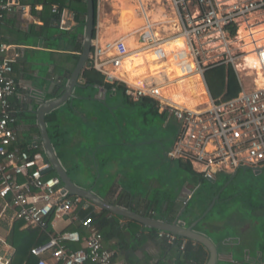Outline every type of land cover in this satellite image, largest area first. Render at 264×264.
<instances>
[{
	"label": "built area",
	"instance_id": "built-area-1",
	"mask_svg": "<svg viewBox=\"0 0 264 264\" xmlns=\"http://www.w3.org/2000/svg\"><path fill=\"white\" fill-rule=\"evenodd\" d=\"M177 16V31L161 37L150 26L138 31V46L130 49L123 37L91 44L89 64L109 83H123L132 100L152 99L167 120L178 125L166 157L191 164L206 179L220 172L231 174L240 169L264 166V0H169ZM29 6L21 0H0V24L11 14L25 13ZM58 12V5L51 7ZM63 10L60 22L63 20ZM241 29L247 34L241 35ZM182 39L186 55L172 45ZM245 38H248L246 40ZM246 45H253L256 64L246 65ZM12 45L0 42V198L4 210L13 209L14 221L46 230L55 221L78 223L88 231L62 230L50 240L31 248L35 264H117L115 252L105 246V237L92 217L80 216L81 210L97 208L85 198L71 195L50 167L42 144L22 145L17 131L18 110L11 98L27 87L12 75L13 63L20 56ZM134 51L145 55L148 68L138 82L111 70L124 71L126 59ZM162 63L163 65H157ZM231 65L240 86L230 99L213 98L204 72L211 66ZM158 66V67H157ZM127 74V73H124ZM198 77L205 100L186 105L164 94L168 86L179 91L187 79ZM246 79L248 82L245 83ZM196 99L199 96H195ZM168 243L175 235L159 232ZM79 243L73 249L70 244ZM180 249L184 244H180ZM15 249L0 238V264H11Z\"/></svg>",
	"mask_w": 264,
	"mask_h": 264
},
{
	"label": "crops",
	"instance_id": "crops-1",
	"mask_svg": "<svg viewBox=\"0 0 264 264\" xmlns=\"http://www.w3.org/2000/svg\"><path fill=\"white\" fill-rule=\"evenodd\" d=\"M21 2L29 6L28 10L25 13L11 14L0 24V42L12 45L8 53L10 56L14 51L20 53L13 63L12 74L16 80L26 85L27 89H19L18 94L11 98V102L18 110L17 131L20 143L32 145L41 143L35 111L44 101L58 97L56 91L61 81L66 79L68 82L82 51L83 33L79 32L80 27L74 15L67 9H63L65 23L60 22V15L59 19L52 18L51 24L42 30L44 24L42 16L46 4L40 0ZM47 12L53 14L51 8L50 10L47 8ZM54 29H59L62 33H54ZM100 39L112 40L102 36ZM51 53H58V57H52ZM56 65L61 67V73L55 71ZM138 76L133 77L131 81L138 82ZM83 84L84 80L80 75L78 86L73 90V95L80 97L78 102L83 104L78 112L76 103L73 107L78 121L82 119V122L77 125V120H73L63 107L59 110L64 126L77 125L73 134H68L67 129L64 131L61 130L62 126L60 127L64 146L59 160L66 170L71 169L74 183L83 189H91L107 202L147 217L182 223L184 227H188L207 209L213 198L201 214L196 212L184 215L197 186L176 160L166 157L171 143L166 147L162 139H156L157 141L146 139L135 143L123 135L116 138L111 136L107 123L103 120L101 124L98 114H88L90 110L88 105L91 100L95 102L103 100L101 103L104 105L99 103L98 106L108 110L109 114L103 113L104 116H108L111 113L115 114V102L110 103L106 100L108 92L103 87L94 85L82 88ZM111 95L116 94L113 92ZM89 122L95 123L93 130L82 126L89 125ZM152 141H156L160 146L161 159L158 151L157 154L142 153L141 146ZM157 159L160 160L159 165L156 164ZM248 169L251 168L239 171L245 172ZM251 170L260 175L264 171V166ZM239 171L235 175L223 172L216 175L214 182L218 181V175L229 179L220 187L218 199L211 211L194 230L208 237L216 246L218 251L216 264H264V216L244 215L242 205L232 207L231 203L236 196L234 192L217 203ZM256 205L264 208L261 203ZM215 208L216 213L213 210ZM262 209L260 212L264 213ZM12 215L13 209L7 207L4 210V201L0 198V238L6 242L14 223L18 222L11 219ZM127 219L117 217L123 231L128 226ZM69 224L71 223L68 221L57 220L52 228L54 232H58ZM159 232L161 231H152V228L141 224L135 236H130L126 232L123 240L118 237L105 238V246L115 252L114 260L117 264L207 263L209 251L204 245L199 247L196 245L198 242L180 237L179 244L169 246L168 241L159 236ZM188 241H192L190 245L193 251L199 250L197 260L190 257L191 252L186 253ZM180 244H184L183 249H180Z\"/></svg>",
	"mask_w": 264,
	"mask_h": 264
},
{
	"label": "rangeland",
	"instance_id": "rangeland-1",
	"mask_svg": "<svg viewBox=\"0 0 264 264\" xmlns=\"http://www.w3.org/2000/svg\"><path fill=\"white\" fill-rule=\"evenodd\" d=\"M145 26H150L151 30L157 32L161 37H169L177 31V16L169 0H98L96 36L100 38L101 36L103 38L106 37L107 39H115L118 37L127 38L128 47L130 49H135L138 46V31L142 30ZM84 30L85 28L83 29V27L79 28L80 33H84ZM53 32L57 34L62 33L59 29H54ZM246 40H248V38H246ZM172 45L178 47L182 55L187 54L184 50L185 46L181 38L175 40ZM245 48L248 50L246 46ZM157 65L162 66L163 64L157 63ZM149 67L156 68V65H146L145 55L134 51L124 63V71H119V69H113L112 67L109 68L119 75H122V77L128 76V79H132L137 75L140 76L145 74V71ZM191 81V79H187L183 84L184 86L179 91H177L175 86H168L163 92L174 101L185 103L190 106L195 105L199 100H205V95L198 77L193 79L195 84L194 88H192ZM247 82L248 79H246L245 83ZM195 96H199V98L196 99ZM106 100L110 103L115 102V114L111 113V115L108 116L103 115V113L109 114L108 110L98 106L103 100H101V102L91 100L88 105L90 109L88 114H98L101 124L103 120L107 123V128L108 131L110 130L111 136L116 138L123 135L135 143L145 141L146 139H162L164 145L169 147L170 140L175 137L178 129L175 120H166L165 123V118L159 113L152 112L149 104L131 103L120 92L113 96L108 93ZM81 105H83L81 102H76V107H78L76 109H79ZM63 108L69 113V116L73 120H77L76 124L78 125L82 119L78 121L74 109L70 110L66 107ZM78 111H80V109L76 112ZM63 124L64 121L60 118L61 130L65 131L67 129L68 134H73L77 125L64 126ZM93 125H95V123H90L89 125L82 124V126L89 130H93ZM50 129L52 130V128ZM121 129H123L122 133H120ZM156 141L141 146L142 153H148L149 155L151 152L154 154L160 152L159 159H161L162 152ZM159 163L160 160L157 159L156 164L159 165ZM150 164L152 163L150 162ZM217 177L218 183L222 184L225 177L221 175ZM224 184H222V186ZM232 192L236 193L231 203L232 207L242 205V213L244 215L264 216V213L260 212L262 209L260 208L261 206L258 207V205H256L257 203H261L264 206V171L260 175H256L251 169L245 172L242 170L239 171L233 183L225 189L222 197L224 198ZM213 210L215 212L216 208ZM262 210L264 211V208Z\"/></svg>",
	"mask_w": 264,
	"mask_h": 264
},
{
	"label": "trees",
	"instance_id": "trees-1",
	"mask_svg": "<svg viewBox=\"0 0 264 264\" xmlns=\"http://www.w3.org/2000/svg\"><path fill=\"white\" fill-rule=\"evenodd\" d=\"M46 4V9H44L42 16V20L44 22L42 30L48 27L51 24L52 18L59 19L61 12L63 9L69 10L73 15L74 19L77 22L79 27L85 28V11H86V2L85 0H40ZM53 4L58 5V12L53 14H48L47 8L50 10ZM95 12L97 15V6L98 0H94ZM96 25L93 33V38L96 36ZM64 33V32H63ZM243 29H241V35H244ZM246 34V33H245ZM70 37V36H68ZM246 39V38H245ZM249 51L254 49L253 45H246ZM80 48V47H79ZM52 57H58V53H51ZM56 72L61 73V67L56 65ZM68 71V76L70 74ZM13 73V72H12ZM13 75V74H12ZM205 80L207 82L210 94L213 98H221V99H230L238 94L240 91L239 81L237 75L232 68L231 65L220 64L216 66H211L207 68L204 72ZM82 79L84 80V84L82 88H90L95 86L103 87L108 93L118 94L119 92L127 98L131 103H141V104H149L151 107V111L154 113H159L166 120L165 113L159 112L155 107V102L149 98H143L139 100H132L128 95L125 94V85L123 83H109L105 81L104 75L94 69L90 64L87 65L82 71L81 74ZM67 84L66 79L58 85L56 96H60L63 93L64 87ZM78 86V85H77ZM76 86V87H77ZM81 88V87H80ZM80 100V97L69 98L64 104L56 109L52 110L48 114H46L45 119L47 123V129L49 136L52 141V145L54 150L60 158L61 149L64 146L62 141L63 133L60 130V115L59 110L62 107H66L70 110L75 107V103ZM52 128V130L50 128ZM174 142V138L170 140L171 146ZM39 150L44 151L43 146L39 147ZM45 154V153H44ZM179 165L186 171L187 176L192 179V182L197 186L194 195L190 199V202L187 204L186 209L184 211V215H192V213L201 214L206 207L211 198H213L219 191L222 184L229 179V177H225V180L222 184L216 182H211L209 179L204 178L201 174L194 171L191 164L183 160H176ZM67 172L71 179L72 173L71 169H67ZM54 172L48 173V175H54ZM223 197L221 196L217 203H219ZM161 206L159 209L161 210ZM155 212V211H154ZM80 216L85 218L87 216L92 217L93 224L97 227V229L107 238L118 237L123 240L125 233L128 232L130 236H135L137 230L141 226V224L135 220L127 219L128 226L125 230L120 229L119 222L117 217L121 218V216L114 215L110 211L102 210L99 208L90 207L87 210H81ZM153 215V213H152ZM63 230H79L83 235L88 233L87 229L82 225L78 224H69ZM152 231H159L156 229H152ZM54 233V229L49 226L46 230H42L39 227H32L24 225L22 221L15 222L9 235L7 236V242L15 248L14 255L12 257L11 264H35L37 258L31 254V248L35 246H41L47 243L50 240V235ZM181 239L178 236H175V239L170 245H177L178 240ZM191 242L188 241L186 245V253L191 252L190 257L194 260H197L200 255L199 250L193 251L191 248ZM197 246L203 247L201 243H196ZM81 244L74 243L70 244V247L73 249L79 248ZM190 248V249H189Z\"/></svg>",
	"mask_w": 264,
	"mask_h": 264
},
{
	"label": "water",
	"instance_id": "water-1",
	"mask_svg": "<svg viewBox=\"0 0 264 264\" xmlns=\"http://www.w3.org/2000/svg\"><path fill=\"white\" fill-rule=\"evenodd\" d=\"M85 2L86 20L85 30L83 33V45L75 68L73 69L70 78L64 87L63 93L55 99L44 101L35 111L41 138V143L39 144H42L44 153L50 163V167L45 171V173L54 172L61 179L63 186L68 190L71 195H76L85 198L99 209L107 210L115 215L135 220L148 228L170 232L175 236H179L185 239L201 243L209 251V258L206 264H216L218 259V251L216 246L208 237L197 232L196 230H194V228L211 211L218 199L219 194L213 197L207 209L195 221H193L188 227H184L182 223H172L164 220H157L151 217L141 215L140 213H137L131 209H127L103 200L101 197L96 195L91 189H83L77 184H75L69 176L67 170L61 164L52 145V141L47 129L45 116L52 110L56 109L57 107H60L69 98L73 97V90L78 85V79L82 74L83 69L88 63L89 54L91 52V44L93 40L95 23L97 21V15L95 12L94 0H85ZM237 172L238 171H236L234 175L237 174ZM209 180L211 182L215 181V179Z\"/></svg>",
	"mask_w": 264,
	"mask_h": 264
},
{
	"label": "bare ground",
	"instance_id": "bare-ground-1",
	"mask_svg": "<svg viewBox=\"0 0 264 264\" xmlns=\"http://www.w3.org/2000/svg\"><path fill=\"white\" fill-rule=\"evenodd\" d=\"M122 36V35H121ZM128 36V35H127ZM125 40H126V42H127V44H128V39L127 38H124ZM132 39V38H131ZM136 42V41H135ZM245 62H246V65H254V64H256V61H255V59H254V55H253V53L251 52H248L247 54H246V59H245ZM142 77H144V74L143 75H140L139 76V80L142 78Z\"/></svg>",
	"mask_w": 264,
	"mask_h": 264
}]
</instances>
